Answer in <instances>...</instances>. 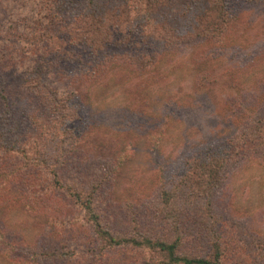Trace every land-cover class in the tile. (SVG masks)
Wrapping results in <instances>:
<instances>
[{
    "label": "trees",
    "instance_id": "obj_1",
    "mask_svg": "<svg viewBox=\"0 0 264 264\" xmlns=\"http://www.w3.org/2000/svg\"><path fill=\"white\" fill-rule=\"evenodd\" d=\"M15 2L0 0V155L20 154L21 166L38 169L41 178L32 177L29 187L36 190L30 194L45 185L53 191L67 187L58 209L67 207L70 218L62 226L73 232L89 227L101 250L117 254L112 264H246L248 252L264 264L261 240L231 262L220 231L224 224L213 208L215 193L232 174L250 162L264 164V111L222 145H208L180 162L177 181L160 186L154 205L159 230L141 229L134 215L133 230L126 234L103 224L95 198L113 180L107 164L98 162L100 172L84 184L65 183L63 170L74 167L80 153L73 123L84 117L79 98L98 82L93 81L98 69L119 63L136 77L151 74L166 55L207 42L222 44L241 22L236 4L264 7V0H19L36 7L31 16L16 14ZM37 101L45 113L21 111L14 120V110L32 109ZM41 127L48 134L38 139L34 135ZM58 246L41 252L43 257L54 262L83 255L79 242L76 249ZM102 258L96 256L97 262Z\"/></svg>",
    "mask_w": 264,
    "mask_h": 264
},
{
    "label": "rangeland",
    "instance_id": "obj_2",
    "mask_svg": "<svg viewBox=\"0 0 264 264\" xmlns=\"http://www.w3.org/2000/svg\"><path fill=\"white\" fill-rule=\"evenodd\" d=\"M14 6L16 14L36 13L31 3L17 0ZM236 9L241 22L222 44L207 42L166 55L158 70L142 77L112 63L98 69L93 77L98 82L80 96L84 117L73 123L80 153L76 169L71 166L75 170L64 166L70 180L65 183L84 184L100 172L98 162L107 164L111 174L114 169L113 180L95 198L103 224L114 233L133 230L131 215L141 229L159 230L154 205L160 186L177 181L180 162L208 145H222L264 111V7L239 3ZM26 106L14 110V120L21 111L23 116L45 113L38 101L32 109ZM45 134L41 127L34 136ZM19 156L0 155V264L115 263L117 254L110 257L101 250L89 227L80 225L73 232L62 226L70 218L67 207L58 209L67 187L53 191L45 185L30 194L36 189L29 182L41 174L21 166ZM213 208L222 218L231 262L242 248L264 243V164L250 162L232 174L215 193ZM75 240L84 249L73 261L52 262L41 253L60 249L59 244L76 249ZM254 255L246 253L245 263L256 264L250 259Z\"/></svg>",
    "mask_w": 264,
    "mask_h": 264
}]
</instances>
